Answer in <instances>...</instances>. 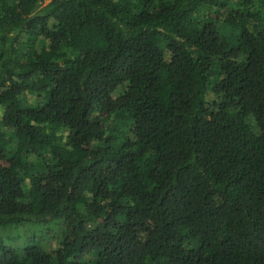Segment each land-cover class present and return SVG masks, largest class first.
<instances>
[{"label":"trees","instance_id":"obj_1","mask_svg":"<svg viewBox=\"0 0 264 264\" xmlns=\"http://www.w3.org/2000/svg\"><path fill=\"white\" fill-rule=\"evenodd\" d=\"M0 264H264V0H0Z\"/></svg>","mask_w":264,"mask_h":264},{"label":"rangeland","instance_id":"obj_2","mask_svg":"<svg viewBox=\"0 0 264 264\" xmlns=\"http://www.w3.org/2000/svg\"><path fill=\"white\" fill-rule=\"evenodd\" d=\"M28 232H29V231H27V233H28ZM25 233H26V231H24V230H20V231H14V230H12V231H11V234H9V236L12 238L11 241H9V243L12 244V245H14V246L17 245V244H19V243L21 242V240L15 238V237H17L18 235H21L22 239L25 240ZM53 233H54V232H53ZM43 238L46 239L47 237H45V236L43 235ZM56 241H57V240H55V238H52L50 241H48V243H49L50 245H53L54 248H56V247H57Z\"/></svg>","mask_w":264,"mask_h":264}]
</instances>
